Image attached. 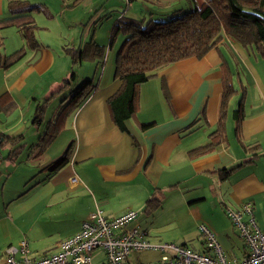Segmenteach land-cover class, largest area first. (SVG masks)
Wrapping results in <instances>:
<instances>
[{
    "label": "crops",
    "instance_id": "crops-1",
    "mask_svg": "<svg viewBox=\"0 0 264 264\" xmlns=\"http://www.w3.org/2000/svg\"><path fill=\"white\" fill-rule=\"evenodd\" d=\"M127 1L131 3L134 0ZM146 2L153 7L144 6L146 12L150 13L148 19L169 16L171 11L177 10L174 8L181 6L179 1L175 0ZM201 2L196 0L198 4ZM26 5L28 4H22L20 0H0V21L22 15ZM39 27H44L41 31L52 33L45 26ZM37 40L38 47L28 50L21 60L10 67L0 69L1 135H22L24 139L28 129L42 128L50 119L51 113L48 116L46 111L45 121L35 127L32 125V119L36 106L56 91L70 73V63L62 48L66 45H54L56 40L53 39L51 43L45 39V43H42L39 34ZM59 41L62 42L60 39ZM95 43L102 46L104 44L98 43L97 40ZM23 46L24 41L15 28L0 29L1 56H8ZM263 60L225 36L218 47L209 51L203 58H190L167 67L155 78L139 86L135 118L138 123H153V126L141 131L133 121L127 120L125 126L130 136L120 132L112 123L106 105V100L120 86L119 81L112 78L113 52L110 51L98 63L99 72L94 76L97 90L66 118L62 129L46 150L36 159L29 157L27 161L32 164L34 160L46 157L57 143V139L60 142L56 150H61L62 154L73 143L69 164L78 168L80 175L74 174L78 184L70 186L76 195H86L90 199V205L80 222L96 208L102 209L107 217H118L131 206H138L143 210L145 202L156 189L163 192L164 199L166 193L176 191V196L180 195V202L174 206L172 230L153 231L154 225H151L150 229H143L152 243L184 245L202 252L204 242L199 230L197 236L193 237L186 235V231L182 236L171 231L176 229V226L185 228L187 225L196 228L198 224L217 231L214 226V210L206 212L202 206L212 198L211 196L221 195L219 190L222 185L227 188L226 194L220 198L222 205L238 210L244 203L252 202L256 223L264 230ZM222 62L228 64L232 82L240 88L246 87L241 123L243 144L259 145L254 163L238 168L236 166L253 153H245L237 143L229 106L225 122L226 142L204 156H188L190 151L209 142L208 136L218 122ZM83 65L84 63H80V68ZM85 65L84 70H89L90 64ZM87 76L86 72L77 73L80 80L87 79ZM163 83L167 94L163 91ZM203 115L206 123L202 119ZM43 132L44 130L37 139ZM37 145L38 142L33 150ZM1 159L3 158L0 156ZM38 165L40 164L36 163V166ZM222 169H233L224 181L219 180L217 174ZM53 189V186H50L42 196ZM133 194L136 195L134 199ZM125 198L135 200L136 203L131 205L129 202V205L124 202ZM140 199L141 201H137ZM218 213L221 216V212ZM80 224L73 234L79 230ZM166 232L171 233L166 235ZM244 253L245 251L240 258ZM158 258L159 255L151 260L135 258L132 263L151 262ZM4 261L5 257L0 264Z\"/></svg>",
    "mask_w": 264,
    "mask_h": 264
},
{
    "label": "trees",
    "instance_id": "trees-1",
    "mask_svg": "<svg viewBox=\"0 0 264 264\" xmlns=\"http://www.w3.org/2000/svg\"><path fill=\"white\" fill-rule=\"evenodd\" d=\"M81 0H75L70 8H74ZM193 1V0H192ZM200 6L187 12L182 9L171 11L164 19H133L120 17L114 21L110 29L107 50L111 51L118 34L123 38L113 54L112 78L119 81L118 90L107 100L106 105L112 123L122 133L129 132L125 121H133L141 131L153 126V123H138L135 116L138 110L139 86L155 78L167 67L190 58L201 59L209 51L216 49L223 38L229 37L243 49L264 59V0H201ZM25 13L0 21V29L15 28L21 35L24 46L8 56L0 55V69H5L21 60L28 50L39 46L36 39L38 27L32 13L45 10L42 5H26ZM106 48L96 45L93 40L86 43L84 49L74 50L63 48V53L70 57L72 66L83 61L95 62L104 57ZM73 69V67H71ZM221 100L219 119L215 129L209 134V142L188 153L190 158L204 156L211 153L217 146L226 142L225 122L229 101L236 90L232 84L231 71L226 62L221 66ZM75 81V72L70 71L68 78L62 81L47 99L35 108L32 125L38 127L45 118V113L51 101L59 94L70 89ZM165 94L166 87L163 83ZM97 84L93 79H86L61 100V107L53 119L48 123L47 130L38 141L30 159L39 157L52 143L66 118L76 111L81 103L94 91ZM245 90L242 88L241 97L237 107L232 112L234 120V135L237 143L245 153H253L243 161L244 166L254 163L259 145H244L241 136V123L243 121ZM1 98V97H0ZM202 119L206 123L204 115ZM131 136V135H130ZM135 145L138 144L135 141ZM9 147L5 159L14 163L20 155L24 143L23 136L8 137L0 134V147ZM73 143L63 152L62 156L53 164L48 165L50 171H59L70 161ZM235 168V169H236ZM233 169H222L217 172L219 180H226ZM163 192L156 189L145 202L143 213L151 215L162 204Z\"/></svg>",
    "mask_w": 264,
    "mask_h": 264
},
{
    "label": "rangeland",
    "instance_id": "rangeland-1",
    "mask_svg": "<svg viewBox=\"0 0 264 264\" xmlns=\"http://www.w3.org/2000/svg\"><path fill=\"white\" fill-rule=\"evenodd\" d=\"M74 1L20 0L22 4H39L43 6L45 13H32L35 18V24L37 23L38 25H36L39 28L37 34L43 40L42 43H45L44 39L50 43L53 39L54 41L56 40L54 45L63 44L66 46L62 48L78 49L80 51L84 49L86 43L91 40L95 43L97 40L100 44L104 43L103 46L95 43L98 46L106 48L104 57L106 53L110 52V50H107V47L109 44L110 29L114 21L120 17H129L138 20L142 18L148 19L150 13L146 12L144 6L153 8L146 0H134L131 3H128L127 0H81L74 8H70ZM175 1H179V5L181 6L178 5L179 8L174 9L181 8L185 12L194 9L195 5L197 7L200 6V4L196 3V0ZM164 17L166 16H158L156 18L164 19ZM39 26H45L52 33H47V30L41 31L40 29L44 27L41 28ZM122 38L123 35H117L111 50L113 54L118 49ZM102 59L95 62L83 61L82 63L84 65L80 68L79 65L72 66L71 59L68 57L70 67H73V69L70 68L69 72L71 70L75 72V81L71 83L68 91L57 95L51 101L47 109V115L49 116L51 113V116L45 122L46 125L44 124L42 128L28 129L24 134V147L14 163H10L5 159L9 148L0 147V156L3 158L0 160V262L6 257L7 248H16L21 242L27 243L29 251L33 256L54 253L58 251L61 241L66 236L73 234L79 223H81L80 221L90 205V199L86 195H76L75 192H72L73 187L70 186L71 184L69 182V179L74 174L80 175L79 169L69 163L59 171H50L45 168L56 162L62 156L61 150L60 152L56 150L60 142L59 139H57V143L47 153L46 157L40 160H34L32 164L27 161V158L31 157V152H34L33 147L38 142V135L43 130V134H45L48 123L50 121L52 122L56 117L61 107V100L84 81L77 77V73L86 72L88 73L87 79H93L95 82L96 77L94 78V76L96 72H99L97 66ZM85 63L90 64L89 70H84ZM232 84L235 87L236 94L229 101V113L231 111L233 112V109L237 107L242 91V88L234 84V82ZM242 87H244V90L246 89L245 86ZM230 121L232 122V118ZM36 163L40 165L36 166ZM50 186H53V191L42 196ZM181 189L182 186L179 191ZM219 191L221 195H214L215 191H213L214 196H211L212 198L208 199L202 207L206 212L207 210H214V226L219 233L213 228L206 227L215 235V239L226 259L231 261L233 259H239L246 248L244 241L238 237L237 231L231 226L226 217V208L221 203L220 198L226 194L227 188L222 185ZM176 193V191L166 193L162 206L151 215L144 214L142 208L138 206H131L128 210L137 213L135 223L140 228L150 229L151 225H154L153 231L159 229L170 231L172 230V225H174L172 223L174 219L172 217L174 214V206L180 202V195L178 194L176 196ZM135 196L133 194L132 199ZM125 200L124 202L129 205L130 203L131 205L136 203L135 200H127V198ZM137 201H141V199ZM218 212H221V216ZM199 227V224L196 228L187 225L185 228L176 226V229H173L171 232L182 236L186 231V235L193 237L194 235L197 236ZM171 232H166L165 234L169 235ZM199 234L201 235L200 231ZM155 257H158V254L151 251L141 253L132 252L129 261L132 263L135 258L139 260H151Z\"/></svg>",
    "mask_w": 264,
    "mask_h": 264
},
{
    "label": "built area",
    "instance_id": "built-area-1",
    "mask_svg": "<svg viewBox=\"0 0 264 264\" xmlns=\"http://www.w3.org/2000/svg\"><path fill=\"white\" fill-rule=\"evenodd\" d=\"M78 184L76 176L69 179ZM225 215L238 237L244 241L245 253L240 259L228 261L215 235L206 227L199 231L204 242L202 252L188 246L152 243L146 232L135 223L137 213L128 210L118 217H107L96 208L81 222L79 231L61 241L58 251L33 256L26 242L9 247L3 264H133L132 252L151 251L158 260L134 264H264V230L256 223L254 205L244 203L238 210L225 209Z\"/></svg>",
    "mask_w": 264,
    "mask_h": 264
}]
</instances>
